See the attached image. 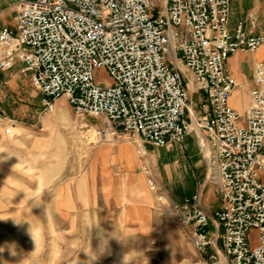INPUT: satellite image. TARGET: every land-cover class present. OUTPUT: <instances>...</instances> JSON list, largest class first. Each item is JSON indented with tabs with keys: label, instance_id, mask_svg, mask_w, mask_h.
I'll return each mask as SVG.
<instances>
[{
	"label": "built area",
	"instance_id": "1",
	"mask_svg": "<svg viewBox=\"0 0 264 264\" xmlns=\"http://www.w3.org/2000/svg\"><path fill=\"white\" fill-rule=\"evenodd\" d=\"M231 9L232 0H19L14 25L0 28V72L20 64L45 110L65 98L78 119L103 121L98 136L126 137L141 159L148 146L195 134L219 208L208 211L199 196L171 201L146 168L149 189L212 263L264 264V61L242 114L227 67L236 53L263 49L264 35L244 21L231 30ZM257 20L249 16L250 29ZM98 70L112 82H98Z\"/></svg>",
	"mask_w": 264,
	"mask_h": 264
},
{
	"label": "rangeland",
	"instance_id": "2",
	"mask_svg": "<svg viewBox=\"0 0 264 264\" xmlns=\"http://www.w3.org/2000/svg\"><path fill=\"white\" fill-rule=\"evenodd\" d=\"M18 1L0 0L9 21ZM240 64L252 78L253 57ZM21 67L8 73L19 74L14 89L0 88V111L19 123L8 137L0 117V264H230L224 257L212 263L210 251L197 252L190 230L165 213L148 187L146 168L171 201L199 196L208 211L218 209L215 188L204 182L200 148L148 146L146 159L137 155L130 164L118 155L124 147L136 152L126 137L97 141L103 121L78 119L65 98L45 110ZM96 79L112 82L105 70ZM193 101L198 112L199 96ZM258 234L250 232L254 245Z\"/></svg>",
	"mask_w": 264,
	"mask_h": 264
},
{
	"label": "crops",
	"instance_id": "3",
	"mask_svg": "<svg viewBox=\"0 0 264 264\" xmlns=\"http://www.w3.org/2000/svg\"><path fill=\"white\" fill-rule=\"evenodd\" d=\"M261 0H232V14H231V18H230V29L233 30L236 25L240 22V21H244L247 23V28L255 35H264V29L260 28V23H261V16L264 14V0H262V3L260 2ZM8 10V8H6ZM6 9L0 11V28H2L3 26H12L14 25L15 21H14V14H13V20H8L6 19ZM13 12V9H11ZM256 15L257 16V23L255 28L250 29V24H249V16L250 15ZM246 55H250L251 57H253L254 59V65L256 62L258 61H264V48L260 49L257 52L254 53H236L235 55H233L227 62V67L228 69L231 71V73L233 74V76L236 78V80L238 81L240 87L238 88H242L241 90V98L243 99V104L242 105H236V107L232 106L235 110L239 111L242 110L243 112H245V110L247 109V107L250 104V90L253 88V76L252 78H249L247 76H245L243 74L242 68H241V64L240 62L246 57ZM12 72V71H10ZM8 72H0V76L2 77V81H4V83H0V88L5 87V86H10L12 89H14L15 85H17V82L19 81L18 79H20V77L18 76L19 74H8L10 73ZM29 83H30V79H29ZM31 84V83H30ZM7 88V87H5ZM1 105H3V103H0V109H1ZM4 105H3V107ZM0 113H3V115H1L0 117H2V119H4V117H6L8 120L6 121V129L4 131L5 135H7L6 130L9 128L10 123L9 121L15 123V130L18 128V121L7 116L5 111L2 110L0 111ZM15 136V134H14ZM10 137V136H8ZM193 140H192V139ZM197 144V139L195 137L194 134L188 136L186 138V140L184 141L183 144L178 145V146H183L186 151H192L194 152L196 150V148L198 147L199 150V146ZM151 147V146H149ZM174 147V146H173ZM129 148V147H128ZM172 147H168V148H164V149H171ZM200 153V151H199Z\"/></svg>",
	"mask_w": 264,
	"mask_h": 264
},
{
	"label": "bare ground",
	"instance_id": "4",
	"mask_svg": "<svg viewBox=\"0 0 264 264\" xmlns=\"http://www.w3.org/2000/svg\"><path fill=\"white\" fill-rule=\"evenodd\" d=\"M241 90H242V88L240 89V88H237L236 89V91L233 93V95H232V97H231V100H230V102H231V105L232 106H234V107H236V105H241L240 104V100L242 99L241 98ZM240 114H242L243 113V111L242 110H239L238 111ZM95 129L93 128V130L92 131H94ZM92 133V132H91ZM93 134H94V132H93ZM96 136H98V133H97V131H96ZM99 138H97V141H98V139L100 140V141H107V139L109 138L108 136L107 137H105V138H101L100 136H98ZM95 140V139H94ZM118 155H119V157L120 158H123V159H127V161L130 163V164H132L133 162H134V160L135 159H138V157H137V154H136V152H135V150L134 149H132V148H128V147H124V148H120L119 149V153H118ZM141 164V163H140ZM138 165V164H137ZM135 176V175H134ZM138 176V175H137ZM134 179V178H133ZM138 179V178H137ZM131 181V180H130ZM141 181V180H140ZM134 182V181H133ZM133 182H131V184L133 183ZM138 182V181H137ZM139 185V184H138ZM136 188V187H135ZM144 190V189H143Z\"/></svg>",
	"mask_w": 264,
	"mask_h": 264
}]
</instances>
